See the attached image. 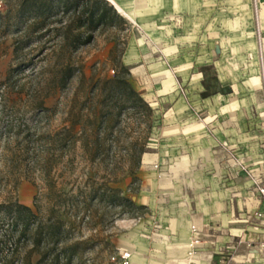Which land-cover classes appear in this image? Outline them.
Masks as SVG:
<instances>
[{
  "label": "crops",
  "instance_id": "1",
  "mask_svg": "<svg viewBox=\"0 0 264 264\" xmlns=\"http://www.w3.org/2000/svg\"><path fill=\"white\" fill-rule=\"evenodd\" d=\"M110 1L130 27L122 63L154 110L151 151L130 197L145 210L117 250L129 251L131 264H223L226 247L242 240L254 247L229 264H264V198L227 158L234 153L264 187L252 0ZM192 226L202 245L191 256Z\"/></svg>",
  "mask_w": 264,
  "mask_h": 264
},
{
  "label": "rangeland",
  "instance_id": "2",
  "mask_svg": "<svg viewBox=\"0 0 264 264\" xmlns=\"http://www.w3.org/2000/svg\"><path fill=\"white\" fill-rule=\"evenodd\" d=\"M6 9V1L0 0V10L5 13ZM129 34L128 22L122 18L115 28L99 30L92 44L72 53L71 58L82 68L83 77L77 74L65 90L49 87L51 75L45 72L53 64L58 52L48 50L46 54H42L39 46L18 60L13 55V39L0 38V82L11 77V80L1 86L9 99L5 121L12 120L16 123L14 111H21L25 114L23 121L29 127H35L40 133H54L70 127L80 118L88 120V145L78 142L75 146L56 151L49 173L43 171L47 154L30 155L22 167L20 165L14 168L5 166L0 159V202L18 200L35 212L39 210L41 216L46 217L48 209L53 205L52 188L75 197L73 200L79 203L80 216L74 217L72 213L64 216L71 230V243H81L74 252L71 264H111V257L134 223L132 220L138 219L137 216L106 204L95 202L91 205L88 201L84 204V199L92 188L101 184L120 189L124 195L132 197L134 190L140 186V152L145 146L147 152L151 151L154 124L150 129L151 118L144 113L128 110L121 117H109L101 127L97 126L98 123L94 125L101 98L100 91L94 85L98 80L114 77L115 58L122 55ZM22 62L29 66L20 75L18 68ZM206 67L203 64L201 68ZM192 68L199 69L197 64L192 65ZM201 83L205 85L202 95H209V87H206L208 79L203 78ZM47 92L50 96L45 103L51 113L47 118L38 120L32 107L33 99L37 101ZM26 133L19 137L18 142L16 136L4 139L3 135L0 154L6 153V144L15 151L19 146L26 145V142L30 143L33 137L29 138ZM97 134L100 136L95 142ZM6 155L10 156L11 153L7 152ZM30 248L31 244H28L23 249L22 256ZM38 259L39 256L34 255L33 264Z\"/></svg>",
  "mask_w": 264,
  "mask_h": 264
},
{
  "label": "trees",
  "instance_id": "3",
  "mask_svg": "<svg viewBox=\"0 0 264 264\" xmlns=\"http://www.w3.org/2000/svg\"><path fill=\"white\" fill-rule=\"evenodd\" d=\"M5 1L6 12L0 10V38L13 39V55L18 60L23 59L39 46L42 54H46L48 50L58 52L53 64L45 71L51 75L48 86L56 90H65L77 74L83 77L82 68L71 58L72 53L92 44L99 30L115 28L117 22L122 19L107 0ZM122 55L115 58L114 77L98 80L94 85V88L101 93L100 109L94 125L98 123L97 126L101 127L109 117L118 118L128 110H133L151 118L149 128L152 129L154 110L131 83V74L122 63ZM27 66L28 63L22 62L18 74H23ZM9 80H11L10 76L5 82H0V141L4 135V139L16 136L18 142L19 137L25 132L33 139L30 143L26 142V145L19 146L15 151L6 144L4 147L6 153L0 154L5 166L14 168L21 165L22 167L30 155L47 154L43 162L45 164L43 171L49 173L56 151H62L71 145L75 146L78 142H82L84 146L88 145L86 126L88 120L80 118L70 127L54 133H40L35 127H29L23 121L25 114L21 111H14L16 123L12 120L5 121L9 99L1 86ZM18 93L20 95L21 91ZM49 96L47 92L41 99L37 101L33 99L32 107L38 120L47 118L51 113V109L46 107L45 103ZM99 134L95 137V142L98 141ZM145 148L146 146L140 152V159L147 152ZM7 152L11 155L7 156ZM52 192L53 205L48 209L46 217H42L39 210L35 212L18 200L0 202V264H33L34 255L39 256L36 264H71L74 252L81 243H71V230L64 216L72 213L74 217H79L81 213L79 203L73 200L75 197L66 195L56 188H52ZM84 200V204L87 201L91 205L95 202L106 204L135 217L140 216L145 210V207L137 206L120 189L112 188L108 184L92 188ZM28 244H31V248L22 256L23 249Z\"/></svg>",
  "mask_w": 264,
  "mask_h": 264
},
{
  "label": "built area",
  "instance_id": "4",
  "mask_svg": "<svg viewBox=\"0 0 264 264\" xmlns=\"http://www.w3.org/2000/svg\"><path fill=\"white\" fill-rule=\"evenodd\" d=\"M253 11H254V24H255V35L258 46V58L261 69V77L264 85V33L261 20V8L260 0H252ZM180 93L183 96H186V89L179 84ZM228 159L233 161L234 165L238 168V173H244L247 177L254 183V186L264 198V187H261L258 179L252 173V171L231 151H227ZM157 167V166H155ZM260 216V215H259ZM192 233L197 237H194L189 243V248L192 250L191 256L195 253V250L198 246L202 245V241L198 236V229L195 226H192ZM261 248H264V243L259 245ZM254 246L252 243H246L242 240H239L233 245L226 247L224 253L222 254V263L229 264L234 258L241 257L242 249L245 250L252 249ZM111 264H131V253L127 250H117L115 254L111 257Z\"/></svg>",
  "mask_w": 264,
  "mask_h": 264
},
{
  "label": "water",
  "instance_id": "5",
  "mask_svg": "<svg viewBox=\"0 0 264 264\" xmlns=\"http://www.w3.org/2000/svg\"><path fill=\"white\" fill-rule=\"evenodd\" d=\"M107 1L111 2V3L113 4V6H115L114 3H113L112 1H110V0H107ZM115 8L117 9L116 6H115ZM117 11H118V9H117ZM118 12H120V11H118Z\"/></svg>",
  "mask_w": 264,
  "mask_h": 264
},
{
  "label": "bare ground",
  "instance_id": "6",
  "mask_svg": "<svg viewBox=\"0 0 264 264\" xmlns=\"http://www.w3.org/2000/svg\"><path fill=\"white\" fill-rule=\"evenodd\" d=\"M118 10H120V8Z\"/></svg>",
  "mask_w": 264,
  "mask_h": 264
}]
</instances>
